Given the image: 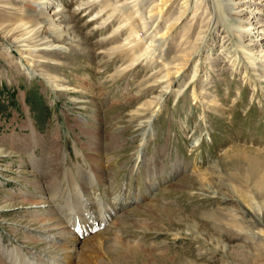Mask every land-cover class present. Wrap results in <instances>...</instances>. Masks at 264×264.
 <instances>
[{"label":"rangeland","instance_id":"1","mask_svg":"<svg viewBox=\"0 0 264 264\" xmlns=\"http://www.w3.org/2000/svg\"><path fill=\"white\" fill-rule=\"evenodd\" d=\"M244 6L0 0V264H264V54L246 48L264 36ZM26 24L49 51L19 47ZM81 197L115 212L75 257L57 240L79 215L54 206Z\"/></svg>","mask_w":264,"mask_h":264},{"label":"bare ground","instance_id":"2","mask_svg":"<svg viewBox=\"0 0 264 264\" xmlns=\"http://www.w3.org/2000/svg\"><path fill=\"white\" fill-rule=\"evenodd\" d=\"M231 1L234 4V6L236 4H243V3L245 4V6L242 7L240 9V11L238 12V18L239 19L240 18L244 19V17H248V19L245 21V23H249L250 24V27H252L253 30L257 29V31H256L257 34H261V35L264 36V25H259L260 21L262 20V17L260 16L262 14V12L261 11H257L258 9L255 7L254 4H252V1H248V0H231ZM250 27H248L246 29V32L250 33L252 31V29H250ZM30 28H31V26H29L27 24L25 26H23V28H22V26L20 27V29H22L23 31H25V33L23 35H21V36L19 35V38H17V42L19 43V47L20 48H24V50H32V51H35V50H43V51H49V49H51L52 47L47 46L44 43L45 42V40H44L45 38L44 39L42 38L40 40L41 43L39 45L36 44L37 46H35V45H32L31 46V45H28L27 44V41L30 40V38L33 37V35H34L33 34V31L30 30ZM246 48L249 49V50H252V51L258 49V51H255L256 53L259 52L260 55L261 54H264V53H262L259 50V47H256L255 45L249 44V45L246 46ZM260 59H261V61L264 62V58H260ZM249 67H254V66L250 63V66ZM109 215H112V212L111 211L102 212V213L99 214L98 217L93 218V220L94 221H97V220L100 219L101 220V223H102V222H105L106 221L104 218L107 217V216H109ZM81 220H82V216L79 215V216H76V218L74 219V221L69 222V224L72 225V228L68 231L70 233H67V235L64 238V240H66L67 242H69V246L73 250L72 253L74 254L75 257L79 256L80 255V252L77 251L76 248L74 247V245H75L78 237L76 238V234L73 231V227L76 226L77 224H79V222H81ZM72 246H73V248H72ZM59 247L64 248L63 247V244L61 246H59ZM124 247H126V246H124ZM5 248H7V247H3V249H5ZM62 251H63V249H62ZM129 254H131V253L127 252V255H129ZM61 258L63 259V262L60 263V264H67V262H68V264H71L69 262V260H67L68 258H67V253L66 252H62L61 253Z\"/></svg>","mask_w":264,"mask_h":264}]
</instances>
